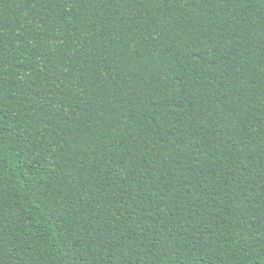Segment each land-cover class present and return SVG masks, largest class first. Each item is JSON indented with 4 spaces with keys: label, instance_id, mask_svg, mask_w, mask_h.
<instances>
[{
    "label": "trees",
    "instance_id": "obj_1",
    "mask_svg": "<svg viewBox=\"0 0 264 264\" xmlns=\"http://www.w3.org/2000/svg\"><path fill=\"white\" fill-rule=\"evenodd\" d=\"M0 264H264V0H0Z\"/></svg>",
    "mask_w": 264,
    "mask_h": 264
}]
</instances>
